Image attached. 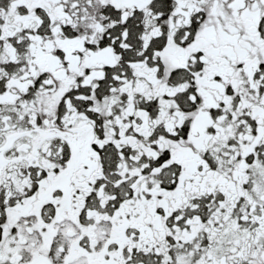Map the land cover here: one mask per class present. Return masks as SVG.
Returning <instances> with one entry per match:
<instances>
[{
	"label": "snow or ice",
	"instance_id": "1",
	"mask_svg": "<svg viewBox=\"0 0 264 264\" xmlns=\"http://www.w3.org/2000/svg\"><path fill=\"white\" fill-rule=\"evenodd\" d=\"M0 264H264V0H0Z\"/></svg>",
	"mask_w": 264,
	"mask_h": 264
}]
</instances>
